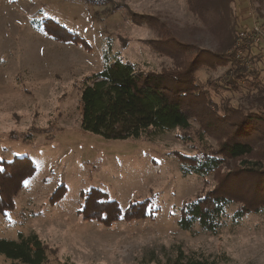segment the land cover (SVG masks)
<instances>
[{"label": "rangeland", "instance_id": "1", "mask_svg": "<svg viewBox=\"0 0 264 264\" xmlns=\"http://www.w3.org/2000/svg\"><path fill=\"white\" fill-rule=\"evenodd\" d=\"M231 8L235 33L261 31L242 52L256 80L229 86L230 64L202 68L196 79L219 107L264 110V0H233ZM131 13L156 17L172 36L191 45L190 55L194 48L227 52L232 42L224 26L196 20L185 0H0V159L27 156L35 166L14 209L0 214V238L37 234L48 248L49 264H154L179 252L216 264H264V210L234 221L233 205L216 234L177 225L180 208L216 184L213 175H183L176 157L216 151L215 140L201 136L196 123L139 140H107L81 131V82L102 68L105 54L146 70L171 66L148 44L157 39L153 28L133 23ZM51 21L86 46L48 35L45 27L61 33ZM59 184L66 192L53 203ZM91 188L106 193L121 210L149 200L157 213L107 226L84 220L78 213L80 192ZM0 264L16 263L0 255Z\"/></svg>", "mask_w": 264, "mask_h": 264}, {"label": "trees", "instance_id": "2", "mask_svg": "<svg viewBox=\"0 0 264 264\" xmlns=\"http://www.w3.org/2000/svg\"><path fill=\"white\" fill-rule=\"evenodd\" d=\"M185 3L191 15L205 26L214 22L217 28L224 26V32L227 30L230 35L228 42L232 41L227 52L194 48V54L190 55L191 45L172 36L162 23H157L156 17L131 13L133 23L153 28L157 39L148 44L154 52L168 58L171 66L159 71L146 70L120 58L109 59L105 54L102 68L81 82L80 129L107 140H139L153 139L176 129L185 131L192 122L196 123L201 136L215 140L216 151L200 158L179 153L176 157L183 175H213L216 184L180 208L177 225L186 231L196 225L204 232L216 234L225 224L231 206H236L231 215L234 221L264 210V110L219 107L212 102L209 89L196 79L202 68L215 70L217 66L230 64L234 81L227 80L229 86L238 88V80L241 85H251L256 80V73L241 65L237 57V50L243 52L249 41L236 46L233 0H185ZM52 24L61 33L54 35L52 29L45 27L48 35L86 46L83 39ZM34 172V163L27 156L0 159V214L14 209L15 197ZM65 192L66 187L59 184L50 201H60ZM80 195L83 203L78 213L82 218L106 226L121 219L152 218L157 213V209L150 208L149 200L121 210L115 200L99 189L84 190ZM0 255L16 264H49L48 248L35 233H18L16 240L0 238ZM59 264L71 263L64 260ZM154 264L216 263L179 252Z\"/></svg>", "mask_w": 264, "mask_h": 264}, {"label": "built area", "instance_id": "3", "mask_svg": "<svg viewBox=\"0 0 264 264\" xmlns=\"http://www.w3.org/2000/svg\"><path fill=\"white\" fill-rule=\"evenodd\" d=\"M261 36V31L259 30L258 27H253L251 30L248 31H242L238 34V39L236 42V46L240 47V45H242L243 41H249L251 42V40H255L258 39ZM237 57L240 60V64L244 65V58L242 57V51L241 50H237ZM246 66V65H244Z\"/></svg>", "mask_w": 264, "mask_h": 264}]
</instances>
